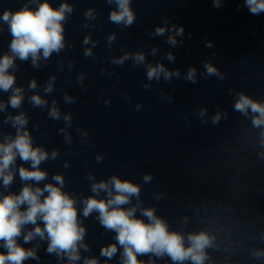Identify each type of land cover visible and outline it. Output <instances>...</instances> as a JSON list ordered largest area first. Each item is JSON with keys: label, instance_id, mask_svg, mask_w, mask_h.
Returning a JSON list of instances; mask_svg holds the SVG:
<instances>
[{"label": "water", "instance_id": "water-1", "mask_svg": "<svg viewBox=\"0 0 264 264\" xmlns=\"http://www.w3.org/2000/svg\"><path fill=\"white\" fill-rule=\"evenodd\" d=\"M42 2L0 0V15L25 5L35 9ZM48 2L54 8L61 3L72 6L62 22L65 46L47 60L41 55L38 66H33L31 57L15 60L9 71L16 76L14 87L23 90V101L13 109L7 105L11 90L0 91V102L6 105L0 111V142L15 136L5 118L22 112L33 146L49 153L40 165L48 174L40 187L55 183V174L63 175V191L76 198L82 211V199L92 195L89 174L97 182L117 175L140 186L139 199L133 197L123 206L139 205L137 217L147 222L141 209H155L169 231L185 236L186 246L189 233L203 231L212 238L204 264H264V255H255L264 253V126H253L250 111L244 115L234 109L241 93L264 103V12L252 14L245 0H131L136 20L124 27L110 21L116 5L107 0ZM89 9L92 16L86 17ZM158 26L166 28L162 36L154 35ZM173 26L182 27V35H176ZM170 35H175V45L167 42ZM11 39L8 26L0 21V57L10 54ZM88 49L91 55L86 56ZM136 52L145 54L144 63L112 62ZM168 53L173 59L167 58ZM207 63L223 79L209 76ZM157 64L173 73L178 70L179 76L149 80L147 67ZM190 68L196 70L195 83L186 80ZM33 80L35 89L29 87ZM50 82L52 91L45 92ZM33 95L47 103L33 106ZM53 102L59 120L48 115ZM66 114L71 115L69 123L64 121ZM54 150L57 157L52 159ZM98 156L103 157L101 162ZM21 165L31 166L17 157L14 169ZM145 175L151 176L149 182ZM23 183L18 171L8 188L0 181V198L19 193ZM96 216L95 212L80 216L86 229L82 243L88 249H80L76 264H83L85 257H95L99 264H121L119 245L112 259L100 255L102 247L116 241L115 232L105 230ZM32 227L26 226L24 232ZM17 242L37 252V259L24 264H68L67 257L47 253V240L37 237L24 243L21 235ZM2 245L0 241V252L6 251ZM138 259L145 264H173L167 255Z\"/></svg>", "mask_w": 264, "mask_h": 264}, {"label": "clouds", "instance_id": "clouds-1", "mask_svg": "<svg viewBox=\"0 0 264 264\" xmlns=\"http://www.w3.org/2000/svg\"><path fill=\"white\" fill-rule=\"evenodd\" d=\"M107 3L116 5L109 15L112 23L130 27L136 20L131 0H107ZM245 3L254 15L264 12V0H245ZM72 11V6L67 3H61L58 8H54L48 0H43L35 9L25 5L17 11L5 10L0 15V21L8 26L12 37L9 45L10 54L6 53L0 57V91L7 93L11 90L7 105L13 109L20 108L23 90L20 87H14L16 76L9 69L15 66L17 58L27 61L31 57L33 66H38L41 55L47 60L53 52L59 53L65 46L62 22L66 20V14ZM85 15L91 17L92 10L89 9ZM173 29L176 35H182V27L175 29L173 26ZM165 31V27L158 26L154 35L162 36ZM114 39V34L109 36V43ZM167 42L175 45L177 43L175 35H170ZM88 43L89 37H85L84 44ZM85 55H91V50H86ZM167 58L173 59L172 54L168 53ZM128 59H132L134 64L139 65L144 63L145 54L143 52L125 53L118 59L114 58L112 62L122 65ZM205 68L209 76L216 75L223 79L219 70L211 63L205 64ZM195 71L194 68H190L186 80L195 83ZM161 75L165 80H170L173 75L178 77L179 71L170 72L163 64L148 65L149 80L155 78L158 81ZM52 79L55 80V77ZM36 86V81H31L29 87L35 89ZM144 87L147 88L148 85ZM51 91L52 83L50 82L45 92ZM65 99L69 103H74L70 97ZM31 103L33 106L42 107L47 102L41 96L33 95ZM108 103L109 101H105V105ZM5 107L6 105L0 102V111H3ZM234 109L244 115H248L250 111L253 114V126H264V103L257 102L241 93L234 104ZM203 111L201 110V114ZM48 115L54 120L60 119L61 114L55 107V102ZM218 119L219 116L215 117V120ZM64 121L69 123L71 115H64ZM4 122H10L16 131L14 137L5 136L4 141L0 142V181L5 188H8L18 171L24 183L19 193L9 192L0 198V241L3 242L2 247L6 249L0 252V264H24V261L29 258H38L35 248L26 249L17 242L21 235H23L24 243L37 237L47 240L48 254H55L60 258L67 257L68 264H76V261L81 259L80 249H88V246L82 243L86 229L82 226L80 216L87 218L94 212L97 213L96 219L105 230L115 232L116 242L100 250V255L108 260L116 255L117 245H119L123 249L121 264H145L138 259V256L146 254L156 257L167 255L173 264H183L184 261L204 264L207 258L205 250L211 246L212 238L203 231L189 233L186 246L185 236L177 231H169L167 222L155 214V209H141V216L146 217L147 222L137 217L139 205L123 207L130 204L133 197L139 199L140 186L130 180L113 175L108 180L102 179L97 182L95 177L89 174L88 179L93 181L90 185L92 195L82 199V211L77 207L76 198L63 191L65 183L63 175L55 174L52 177L55 183H46L40 187V182L46 180L48 175L46 171L41 170L40 165L49 159V153L42 147L33 146V138L26 128L28 118L24 113L8 115ZM84 135L87 136V133ZM17 157L24 163L30 162V168L21 165L18 170L14 169ZM56 157L57 152L54 150L51 158ZM102 160V156L97 157V162ZM143 179L149 182L151 176L145 175ZM28 182H34V184ZM101 193L105 194L104 198H99ZM28 225L33 227L25 233L24 229ZM255 255L259 257L264 253L257 251ZM83 264H99V262L95 257H85ZM147 264H152V261H148Z\"/></svg>", "mask_w": 264, "mask_h": 264}]
</instances>
